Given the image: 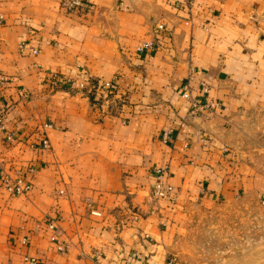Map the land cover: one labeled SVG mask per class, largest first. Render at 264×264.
Here are the masks:
<instances>
[{"label": "crops", "instance_id": "1", "mask_svg": "<svg viewBox=\"0 0 264 264\" xmlns=\"http://www.w3.org/2000/svg\"><path fill=\"white\" fill-rule=\"evenodd\" d=\"M59 3L0 0V173L31 183L0 188V264H184L188 207H264V0ZM161 166L171 199L151 194Z\"/></svg>", "mask_w": 264, "mask_h": 264}, {"label": "rangeland", "instance_id": "2", "mask_svg": "<svg viewBox=\"0 0 264 264\" xmlns=\"http://www.w3.org/2000/svg\"><path fill=\"white\" fill-rule=\"evenodd\" d=\"M175 246L184 264H264V207L248 196L188 207Z\"/></svg>", "mask_w": 264, "mask_h": 264}, {"label": "built area", "instance_id": "3", "mask_svg": "<svg viewBox=\"0 0 264 264\" xmlns=\"http://www.w3.org/2000/svg\"><path fill=\"white\" fill-rule=\"evenodd\" d=\"M82 0H60L59 7L64 12H69L71 10H74L76 8H79L81 6ZM157 27H161V24H157ZM26 46L24 42H19V47L23 48ZM153 46V42L151 40H145L140 42L137 46V50H143L146 48H151ZM31 51H35L34 48H30ZM193 68L190 66L186 70V77L190 78L192 76ZM2 80V78H0ZM102 93H107L109 91H113L116 88V84L112 80L103 81L102 83L97 85ZM208 91V86L205 83H201L199 93L197 96H192L190 94V89L188 82L186 81L182 85L181 95L188 99L190 102V110L191 112L196 111H204L208 112L210 111L212 102L210 100H206V93ZM1 126V123H0ZM168 130H165L162 132V140H166L168 137ZM40 145L42 147H47L48 142L46 138H42L40 140ZM165 170V166H161L155 169L156 178L153 184L151 185V194L156 198H165V199H171L173 188L171 184L167 183L163 179V173ZM31 171V169H29ZM31 187L30 180L25 178L24 176L17 174L13 177H10L4 173H0V188H3L5 191L9 193H15V194H21L26 191H28ZM90 213L92 214H99L97 210L90 209ZM134 216V215H133ZM48 228H53L52 221H49L47 223ZM49 240L54 242V248L56 250H63L66 245L62 242H59L56 240V237L54 234H51L49 236ZM22 242L25 241L24 238L21 240ZM22 259L25 262V264H39L38 258L35 255L32 254H24L22 255Z\"/></svg>", "mask_w": 264, "mask_h": 264}, {"label": "trees", "instance_id": "4", "mask_svg": "<svg viewBox=\"0 0 264 264\" xmlns=\"http://www.w3.org/2000/svg\"><path fill=\"white\" fill-rule=\"evenodd\" d=\"M90 96H92L91 94H89Z\"/></svg>", "mask_w": 264, "mask_h": 264}]
</instances>
